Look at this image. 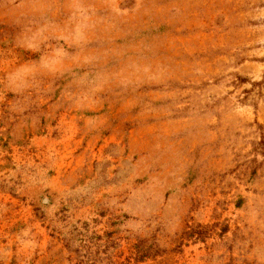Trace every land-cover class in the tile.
Masks as SVG:
<instances>
[{
    "label": "rangeland",
    "instance_id": "rangeland-1",
    "mask_svg": "<svg viewBox=\"0 0 264 264\" xmlns=\"http://www.w3.org/2000/svg\"><path fill=\"white\" fill-rule=\"evenodd\" d=\"M0 264H264V0H0Z\"/></svg>",
    "mask_w": 264,
    "mask_h": 264
}]
</instances>
